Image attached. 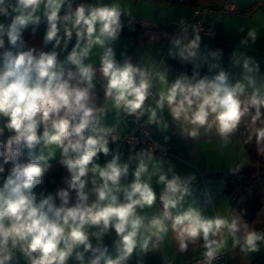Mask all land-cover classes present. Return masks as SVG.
<instances>
[{"label": "clouds", "instance_id": "clouds-1", "mask_svg": "<svg viewBox=\"0 0 264 264\" xmlns=\"http://www.w3.org/2000/svg\"><path fill=\"white\" fill-rule=\"evenodd\" d=\"M62 9H65L63 15ZM41 10L47 21L45 45L53 43L55 49L63 39L66 47L75 34L76 44L67 56V63L74 70L65 69L55 50H22V33L29 25L41 22V16L37 15ZM121 15L122 10L116 4L81 3L73 7L72 0H0V17L10 19L7 26L0 23V50H3L0 51V136L6 129L14 133L0 142L4 164H12L6 178L3 176L5 168L0 165L3 181L0 184V264H8L16 249L23 253L28 264H67L74 252L81 264L89 252V264H101V261L126 264L137 247L146 252L153 237L162 240L169 231V221L181 250L187 248V242L202 238L210 262L223 246L210 237L217 236L223 229L233 236L239 231V218L231 221L220 216L208 218L193 207L172 214L171 210L177 209L189 193L188 184L193 177L182 180L173 175L169 179L159 174L158 183L164 185L159 196L162 215L147 219L138 214V209L151 208L157 201L150 183L155 174L149 171L151 153L142 151L134 157L138 161L134 180L127 186H122L120 181L128 175L129 164L121 163L119 154L113 155L103 167L96 163L98 154L110 153L109 137L113 142L119 137L111 135V129L99 126L105 108H98L93 102L97 69L86 63L93 46L103 49L99 72L106 80L105 97L114 108L143 116L145 101L150 95L149 73L127 61L121 65L113 48L107 46L119 35ZM5 36L10 45L7 49ZM248 38L255 41L254 29L249 30ZM200 40L196 34L183 46L179 53L181 60L196 55ZM241 43L246 45L248 39ZM174 44L180 45L181 40L176 39ZM18 45L21 50L13 51ZM250 64H253L250 59L243 63L244 80L253 87L247 99H241L245 83H231L223 70L211 77H199L198 73L192 77L182 75L159 92L155 107L148 109V123L160 124L158 110L162 112L165 106L174 120L191 126L188 134L192 137L198 136L201 128L208 131L215 127L226 139L250 108L255 110L252 116L255 123L264 108V92L255 87V79L249 75L258 66L250 67ZM159 79L167 83L164 75ZM255 134L258 143L264 141V127L255 129ZM40 145L60 148L61 163L71 174L66 181L67 189L57 193L59 204L51 194L38 196L35 191L50 167L47 158L41 155L27 163L20 161L25 150L32 157ZM89 173L92 174L91 189L87 187ZM69 190L76 193V201L71 206ZM90 192L96 197L92 202H89ZM92 226L98 230L90 233L88 229ZM244 227L247 229L246 224ZM110 228L118 237L115 258L108 255V247L101 244ZM90 235L97 241L95 247ZM261 241L264 234L246 231L243 247L255 252ZM81 248L82 251L78 250Z\"/></svg>", "mask_w": 264, "mask_h": 264}, {"label": "crops", "instance_id": "crops-1", "mask_svg": "<svg viewBox=\"0 0 264 264\" xmlns=\"http://www.w3.org/2000/svg\"><path fill=\"white\" fill-rule=\"evenodd\" d=\"M94 4V5H118L122 10L121 18L123 22H130L142 29L139 38L134 41L124 35L121 31L116 40L111 41L107 46L114 50L116 60L122 65L126 61L134 66L141 67L149 73L151 90L154 96L148 97L145 101L144 118L148 123V109L155 107V102L159 97V92L170 86L176 79L182 75L192 77L194 73H198L199 77L205 75L211 77L225 71L231 83L237 81L244 82L245 93L241 97L242 100L247 99L253 87L247 85L244 80L245 69L243 63L246 59H250L253 64L258 66L257 70L250 73L255 79V87L264 92V23L248 24L244 26L242 19L238 15L225 16L219 26V38L210 41L206 39L200 40L199 48L196 50L194 57H189L187 60H181L179 53L183 46L188 44L195 35H191L185 39H180L181 44L175 45L176 38H172V31L176 28L181 19L188 18L191 14V8L178 0H72L73 7L79 4ZM235 11V4L226 1ZM246 7H239L238 10H243ZM65 9L61 10L63 15ZM37 15L41 16V22L38 25H29L22 33L23 46L22 50L34 48L37 52H51L53 50L58 53V60L64 64L66 70H74L67 63V56L76 44V37L73 34L72 39L65 47L63 39L59 47L54 49L53 43L44 44V36L47 30L46 18L41 12ZM245 15V14H244ZM0 23L7 26L10 19L0 17ZM243 29V31H241ZM255 30L256 39L253 42L248 38L249 30ZM63 37V28L60 31ZM5 39V48H10L7 37ZM248 39V43L242 44L241 41ZM13 51L21 50V45H18ZM3 51V50H0ZM103 49L99 45H94L90 51V55L86 63H91L97 69L94 78L93 102L98 108H105V113L100 117V127L114 128L117 123L124 117L125 111L117 110L112 106V102L105 97L106 80L99 72L100 56ZM216 53V55H213ZM187 54V53H186ZM164 75L166 82H162L159 77ZM262 109V108H261ZM6 119V118H4ZM158 119L160 124L148 123L153 131V134L172 145L170 155L167 157L155 156L149 164V171L155 174L151 179V186L157 194V201L151 207L138 209V214L151 219L153 216H161L163 206L159 200L160 194L164 190V185L158 183L159 174H165L169 179L173 175L179 176L182 180L188 177H193L189 182V193L184 200L178 205L177 209H172V214L187 210L189 207L196 208L201 214L208 218L217 216L227 218L231 221L234 218H239L240 227L235 236L231 235L227 229H223L220 234L215 237H210L217 242H222L220 251H225L227 256V264H264V241L258 242V250L255 252L248 251L243 247V240L246 231H251L247 226L245 229L240 214L234 208V198L225 194L226 179L231 176H237L256 171L257 168L252 166L248 160L244 147L238 136L237 129L228 134L227 138L221 137L215 127L205 131L204 128L199 130L196 137L190 136L188 133L191 126L177 122L172 118L167 106L161 112L158 110ZM167 127H164V125ZM126 129L129 126H125ZM40 132L43 131L41 127ZM14 133L7 129L2 137L8 138ZM110 153L106 156L103 153L98 154L99 159L96 160L101 167L109 162L113 155L119 154L121 163L129 164V173L121 178V185L127 186L134 180V171L138 161L134 158L140 151H133L131 154L127 147L120 144H115L109 147ZM23 155L28 159H35L43 155L47 158L50 165L47 172L44 174L43 183L35 189L37 195L41 193L46 197L51 194L56 203L59 204L57 196L58 191L67 189V180H70L71 174L67 168L62 165L61 160L62 150L55 145L45 147L40 145L35 150L32 157H29L27 150ZM130 157L133 159L130 160ZM5 169L3 176L6 178L8 171ZM88 188L91 189L92 174L89 173ZM0 180V184H2ZM70 191V206L76 201V193ZM95 194L90 192L89 202L95 200ZM122 199V195H121ZM169 231L164 234L162 240H157L155 237L150 241L149 249L146 252L137 247L131 257L126 261V264H181L192 257L200 255L207 251L204 246L205 242L202 238L194 242H187V248L181 250L179 241L176 239L175 233L171 229V222H168ZM89 232H95L98 229L95 226L90 227ZM258 233L264 234V227L260 228ZM118 237L114 229L109 230L101 241L102 246H107L109 249L108 255L115 258L116 241ZM90 242L95 247L97 241L94 236L90 235ZM156 247L153 248L152 244ZM82 251L83 249H78ZM91 253L85 254L83 264H89ZM8 264H28L26 257L16 249L13 254V259ZM67 264H81L75 259V252L69 258ZM103 264V261H101Z\"/></svg>", "mask_w": 264, "mask_h": 264}, {"label": "trees", "instance_id": "trees-1", "mask_svg": "<svg viewBox=\"0 0 264 264\" xmlns=\"http://www.w3.org/2000/svg\"><path fill=\"white\" fill-rule=\"evenodd\" d=\"M227 0H181L180 3L192 8L198 4H211L220 7ZM262 1L258 0L252 6L244 9L241 14H246L257 9ZM121 32L136 41L142 32V29L130 22H123L121 18ZM255 110L250 108L247 115L242 117L241 123L237 127L238 136L244 147L246 155L252 166L257 170L242 175L231 176L226 179L225 194L234 198V208L237 209L243 222L251 231H258L264 227V141L257 142L255 129L264 127V108L261 109L260 120L252 122V116ZM7 138L0 136V142L6 141ZM3 148L0 147V153ZM20 161L27 163L29 160L21 155ZM0 165L5 169H10L12 164H4L3 156L0 155Z\"/></svg>", "mask_w": 264, "mask_h": 264}, {"label": "built area", "instance_id": "built-area-1", "mask_svg": "<svg viewBox=\"0 0 264 264\" xmlns=\"http://www.w3.org/2000/svg\"><path fill=\"white\" fill-rule=\"evenodd\" d=\"M181 2V0H178ZM232 7L225 3L220 7L203 3L191 8L188 18L181 19L172 31V38L185 39L191 35L199 34L202 39L214 41L219 38V26L225 15L233 14ZM149 97L154 96L150 89ZM125 126H129L126 129ZM111 135L119 139L113 142L109 137V147L120 144L127 147L128 154L133 151L151 153L152 157H167L170 155L172 145L170 142L156 137L143 116L138 113H125L124 117L111 129ZM207 252V251H206ZM190 258L181 264H227L225 251L218 250L215 257L209 262L205 253Z\"/></svg>", "mask_w": 264, "mask_h": 264}, {"label": "rangeland", "instance_id": "rangeland-1", "mask_svg": "<svg viewBox=\"0 0 264 264\" xmlns=\"http://www.w3.org/2000/svg\"><path fill=\"white\" fill-rule=\"evenodd\" d=\"M229 1L233 2L235 4V8H236V10L233 12V14H229V16L230 15H233V16L238 15L239 17L241 16L243 18L244 17L247 18V19H242V20H245L244 26H247L249 23L250 24H253V23L257 24L258 22H261V24L264 23V1H262L261 5L257 9H255L252 12L246 13L245 15L241 14V12L244 9L239 11L238 8L239 7H246L247 8V7L255 4L258 0H229ZM227 15H225V16H227ZM261 32H264V30H262ZM256 34H260V32H258Z\"/></svg>", "mask_w": 264, "mask_h": 264}]
</instances>
